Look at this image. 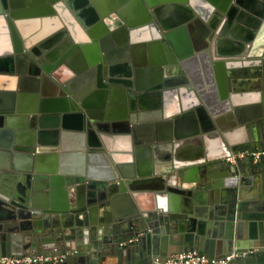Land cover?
<instances>
[{"label": "water", "instance_id": "1", "mask_svg": "<svg viewBox=\"0 0 264 264\" xmlns=\"http://www.w3.org/2000/svg\"><path fill=\"white\" fill-rule=\"evenodd\" d=\"M26 2L27 0H0L2 107L0 149L5 146L1 145L3 140L8 143V150L11 151L20 146L25 147L23 151L27 155L28 164L24 168L13 169L15 172H25V177L31 181V185L35 181L47 180L44 181L46 189H50L48 192L50 203L39 208L34 199L30 203L23 199L15 202L16 196L1 186L0 211H8L9 208L12 212L8 213L7 218L2 215L0 219V255L26 254L14 253L11 250L16 247L23 249L33 247L35 239H41L42 233L46 230H53L49 240H46L47 243L62 247L74 244L75 247L83 249L84 246L78 245V241L92 239L88 233L102 236L105 229H108L117 238L113 239L114 242H119L125 236L121 241L128 243L138 236H145L148 231L155 232L157 225L168 229L169 223L179 218L177 211L171 210L170 206L167 210L161 208L163 206L159 204L160 199L185 193L182 188L185 176L181 179L183 183L182 181L177 183L175 174L179 175L183 170L188 174L190 169L195 171L197 165L211 161L225 163L224 168L231 171L236 167L227 162V158L239 151L252 152L264 149V144L258 141L253 142L255 146L248 145L245 148L234 146L229 141L227 133L223 132L219 139L222 143L220 156L214 159L203 158L202 148H198V155L201 156L186 165H177L174 159L165 156L164 161L161 160L163 163L137 178L132 164L133 146L137 143V123L129 120L126 113L125 117L110 118V114L104 111L106 108L104 95L111 91L110 88L120 86L133 88L135 92L126 89L129 102L125 100L124 90H119L118 101L126 107L129 104L130 111L136 117L140 111L137 112L139 106L134 97L146 99L151 109L149 111L145 107L143 112H147L152 122L156 121L149 123L152 124L151 127L156 125L159 132L163 133L159 134L157 144L164 148L169 146L172 140L177 142L181 111L176 107L170 109L169 103L172 100L177 102V97L173 95H176L178 90L170 88L162 92L164 99L168 101L165 105L168 110L165 111L164 107L163 112L159 114L155 109L160 108L161 101L158 99V104L155 105L153 97H158L161 92L155 91L154 87L141 91L136 89L138 86L135 87V82L144 76L145 68H148L150 76L157 75L159 79L164 71H167L169 76L171 72H175V67L184 65L186 60L192 59L204 61L207 59L209 64L215 62L232 67L238 61H243L242 58L250 56L254 57L251 63L263 64L264 41L261 40L263 36L260 38L257 36L264 34L262 23L264 0H30V4ZM252 13L258 14L260 18ZM235 16L240 19L241 24L250 25L252 29L233 23ZM133 17L135 19H132ZM228 34L234 38L228 37ZM73 53H77L78 58H81L76 65ZM136 53L142 55V60L134 59L133 55ZM73 67L77 68L75 71L83 69L84 72L77 76ZM79 79L87 83L86 88L77 85ZM167 80L165 84L168 85ZM48 81L55 86L61 98L40 100L39 105L36 103L39 102V96L25 94L29 88L26 87V82H29L31 89L39 94L42 83ZM90 91L97 95L96 98L99 97L95 105L83 102ZM25 101H31L33 105L27 108ZM44 102L47 103V108L41 106ZM75 102H81L85 109L84 114L77 110ZM48 104H57V108H48ZM201 105L202 102L198 99L194 102V107L188 110L197 112L201 118L203 113L204 118L205 111ZM48 109L56 114L50 117L54 119L56 129L57 127L63 129L62 134L66 133L65 125L59 124L61 116L57 114L62 112L64 121L69 118V111L78 112L74 117L78 119L75 122L79 135L85 139L84 133H88L90 137L88 145L93 147L92 151L83 150L79 154L83 162L89 164L94 158L99 157L98 160H102V154L109 152L110 169H107L102 177L97 175V171L90 164L87 167L82 165L76 173L77 176H72L64 169L59 170V159L63 160L64 155L60 156L56 142H46L43 139L45 133L40 130L44 125L39 114ZM119 109L122 110L121 105ZM14 112L22 115L20 120L23 127L27 126L32 115L36 128L39 127L36 129L38 138H35L34 132L30 136V141H16L15 133L9 130V119ZM236 113L241 117L242 112L238 110ZM186 116L187 114H183L182 118ZM212 116L215 124H220L218 117L213 113ZM155 118L157 119L154 120ZM205 119L212 126L211 136L218 135L213 120L210 117L207 119L206 114ZM218 127L223 130L221 126ZM99 130H105L112 137L109 140L103 137L105 142H109L106 143L107 149H104L98 140L91 139V135L95 136ZM123 135H126L125 139L128 140L127 146L113 143L116 140L122 142ZM196 137L200 138V135L197 134ZM81 147L84 148L82 145ZM170 150L171 148L167 152L171 153ZM1 153L8 155L9 152ZM44 155L55 161L50 171H45L38 165ZM244 160L252 162L251 158ZM239 162L241 160L235 164ZM2 167L12 169L6 165ZM58 173L61 174L60 177L55 176L59 175ZM146 178V181L142 180ZM201 180L199 178L197 182ZM149 181L165 185L159 184L157 187L149 185L147 190L140 191L139 186L142 187ZM63 187L71 188L69 202L59 206L55 201L54 188H59L58 193L61 195L64 193ZM122 205L124 207H121ZM107 213H110L112 218L105 222L99 215H108ZM45 218L56 222L51 225L50 220H44ZM6 219L14 222L15 227L7 226L9 221ZM27 239L31 241L29 246L26 244ZM87 251L89 250L83 252Z\"/></svg>", "mask_w": 264, "mask_h": 264}, {"label": "crops", "instance_id": "2", "mask_svg": "<svg viewBox=\"0 0 264 264\" xmlns=\"http://www.w3.org/2000/svg\"><path fill=\"white\" fill-rule=\"evenodd\" d=\"M26 3L30 4V0H27ZM252 15L260 18L258 14L252 13ZM132 19L135 18L133 17ZM239 20L235 16L233 23L241 24ZM262 23H264V17L262 18ZM241 25L251 28L250 25ZM227 36L234 38L231 34ZM257 37H261V40L264 41L263 33ZM73 56L74 65H76L81 58H78L79 55L77 53H73ZM133 57L136 60H142L140 53H136ZM242 59L243 61H238L232 67L215 62L209 64L207 59L206 61L197 59L186 60L184 65L175 67L174 73L171 72V75L167 76V71H164L159 79L157 75L150 76L147 71L148 68H142L144 69V76L135 82V87L137 85L138 88L136 89L141 91L154 87L155 91L161 92L156 97L157 99L155 96L153 97L156 101L155 105L158 104V99L161 101L159 103L160 108L158 109L157 107L155 109L159 114L163 112L164 107L165 111L168 110V107L165 106L168 101L164 99L165 96L162 92L170 88L178 90V93L173 95L177 97V102L172 100L169 105L170 109L176 107L181 111V116H179L180 124L178 125L180 130L179 140L177 142L172 140L167 147L162 145L164 148L157 144L159 134L162 135L163 133L159 132L156 125L153 128L151 127L152 124L149 123H155L156 121L152 122L153 120H150L147 112H143L145 107L150 111L149 102L147 103L146 99H141L140 96L139 98L134 97L139 106L137 112L140 111L139 116L136 115L135 117L130 111L129 104H127V108L118 101L120 100L119 90L126 92L125 100L129 102L127 90L135 92V89L124 86L112 87L114 89V93H112V88H110L111 91L109 90L104 95V97L106 96V108L104 110L107 112L106 114H110V118H112L125 117L124 114L126 113L125 115L129 120L134 121L135 124L137 123V143H134L132 156L134 174L138 176L137 178H140V174L146 175V173L163 163L161 160L164 161L165 156H170L177 165L189 164L192 160L200 157L201 155H198L197 152L198 148H202L203 158L214 159L220 156L222 143H220L219 139L223 132L227 133L229 141L234 146L242 148L248 145L255 146L253 142L257 141L264 144V63L262 64L261 62L260 65H255L251 63L254 57L251 58L250 56ZM73 69L75 71L77 68L73 67ZM83 72L84 70L81 69L75 71V74L79 76ZM166 80L168 81L166 83H169L168 85L165 84ZM79 81L78 83L75 82V84L82 86L83 89L86 88L85 84L87 83L83 82V79H79ZM25 85L29 87L25 94L39 96V102H36L39 105L40 100L47 101L45 99L61 98L58 95L60 93L57 92L58 90L50 81L42 83L39 94H36L31 89L32 86H30L29 82H26ZM89 93V95L87 94L88 97L82 101L95 105L99 97L96 98L97 95L93 91ZM170 99L172 98L170 97ZM198 99L202 102L201 106L205 111L204 118L203 113L201 118L197 112L191 109L188 110V108L194 107V102ZM25 103L27 108L33 105L31 101H25ZM174 104L177 105L174 106ZM119 105H121L122 110L119 109ZM41 106L47 108V103L44 102ZM76 106L78 107L77 110L84 114L85 109L81 106V102L76 103ZM51 107L57 108V104H48V108ZM0 108L2 107L0 106ZM238 110L242 112L241 117L236 113ZM68 113L69 118L64 121L62 120V112L57 114L61 116L59 124L65 125L64 132H66V135L62 134L63 129L55 128V121L50 117L54 114L51 109L41 111L39 114L41 123L44 125L40 129L45 133L42 136L43 139L46 142H56L60 156L64 155L63 160L59 159V170L64 169L71 173L72 176H77L76 173L82 165L87 167L90 164L97 171V175L102 177L103 173L110 169L109 152L106 151L107 153L104 152L102 154V160H98L100 157L94 158L89 164H85L79 154L83 150L85 152L93 150V147L88 145L90 137L86 132L84 133L85 139L79 135L75 122L78 119L74 117L78 115V112L69 111ZM182 113L187 114V116L182 118ZM212 113L218 117L220 124H215ZM205 114L207 119L210 117L213 120V126L215 130H218L216 131L218 135L211 136V133H213L211 130L212 126L206 121ZM21 116L20 113L14 112L9 119V130L15 133L16 141H30L31 134L34 132L37 134L36 129L39 127L36 128L37 125L32 120V115L27 122V126H21L23 123L20 120ZM113 119L117 120V118ZM35 133V138H38V134L36 135ZM197 134L200 135V138L196 137ZM130 135L132 136V134ZM95 136L91 135V139L98 140L102 147L107 149L106 143L109 142H105L103 137L107 140L112 139L109 133L105 130H99L98 133H95ZM125 136H122L124 137L122 142L121 140H116L113 143L124 147L127 146L128 140L125 139ZM204 136L207 137L205 138ZM1 145L5 146L2 148L3 150L0 149V188L2 186V189L5 188L6 191L8 190L15 195L17 198L15 202L23 199V201H29L30 203L34 199L39 208H43V205L46 206L50 203V196L48 197L50 189H46L45 186V181L47 180L35 181L31 185V181L25 177V172H15L13 169L14 167L24 168L28 164L27 155L23 151L25 147L20 146L17 147L18 149L11 151L8 150V143L4 140ZM86 145H88V150ZM169 148H171V153L167 152ZM3 151H8V155L1 153ZM243 160L237 165L232 164L236 168L231 171L224 168L225 163L211 161L210 163L206 162L205 164L197 165L196 170L190 169L188 174L186 170L181 171L179 175L175 174L177 183L179 181L183 183L181 179L185 176L182 184L185 193L176 194L170 198L164 197L160 199L159 204L165 210H167L168 206H170L171 210H176L179 219L170 222L168 229L157 225L155 232L148 231L145 236L134 238L131 244L121 241L125 236L119 242H114L113 239H117L116 236L112 235L108 229H105V234L102 236L99 234L94 236V234L91 235V233L87 232L92 239L78 241V245L82 244L84 246L83 249L75 247L74 244L70 246L66 244L67 246L63 247L62 245L53 246L46 242V240H49V235L53 230H46L42 233L41 239H35L33 247L25 249L16 247L11 251L14 253H44L59 250L68 253L67 259L61 264H151L154 257H165L186 250H197L202 254L216 258L222 257L233 250H242L252 252L245 257L234 260L231 264H264V165H255L252 162ZM87 161H89L88 158ZM54 163L55 161L52 158L44 155L38 165L45 171H50L54 167ZM4 165L10 166L12 169H4L2 167ZM58 174L55 176L60 177L61 174ZM40 175L43 176L42 174ZM48 176L52 177L53 175ZM199 178L202 180L198 183ZM167 179L168 176L166 177ZM142 180L146 181L147 178ZM159 184L165 185L149 181L143 184L142 187L141 185L139 186L140 191L147 190L149 185L157 187L160 186ZM63 189L64 193L60 195L58 193L60 189L54 188L55 201L59 206L69 202L68 198L71 188L63 187ZM124 205H126V202ZM121 207L124 206L122 205ZM7 210L0 211V219L2 215L7 218L8 213L12 212L9 208ZM107 214L99 215V217L108 222L107 219L112 218V215L110 213ZM47 219L49 218L44 220ZM9 220L6 219L7 222ZM49 220L51 225L56 222L53 219ZM7 226L15 227L12 221H9ZM65 233L68 234V231ZM26 244L27 246L31 244L30 239H27ZM86 249L89 251L84 253L83 251Z\"/></svg>", "mask_w": 264, "mask_h": 264}, {"label": "built area", "instance_id": "3", "mask_svg": "<svg viewBox=\"0 0 264 264\" xmlns=\"http://www.w3.org/2000/svg\"><path fill=\"white\" fill-rule=\"evenodd\" d=\"M251 158L255 165H264V149L255 151H239L227 158V162L235 164L238 160ZM128 242V244H131ZM252 251L233 250L222 257H210L197 250H186L165 257H154L151 264H231L234 260L245 257ZM68 253L59 250L44 253H26L22 255H0V264H61Z\"/></svg>", "mask_w": 264, "mask_h": 264}]
</instances>
